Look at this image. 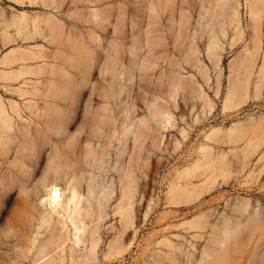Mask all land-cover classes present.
Returning <instances> with one entry per match:
<instances>
[{
    "label": "rangeland",
    "instance_id": "374dc122",
    "mask_svg": "<svg viewBox=\"0 0 264 264\" xmlns=\"http://www.w3.org/2000/svg\"><path fill=\"white\" fill-rule=\"evenodd\" d=\"M50 15L60 46L36 30ZM89 45L92 61L76 55ZM12 52L30 67L55 65V86L73 96L44 98L30 75L7 80L19 69L3 64ZM0 100L16 134L28 131L0 156V264H34L61 226L41 220L36 197L56 145L63 185L83 178L82 191L87 180L105 189V210L88 221L97 259L84 264H264V0H0ZM34 106L58 108L63 122L48 131ZM103 107L113 123L88 146ZM33 138L34 157L23 151ZM88 147L99 164H87ZM15 161L27 177L5 164ZM50 256L80 264L69 247Z\"/></svg>",
    "mask_w": 264,
    "mask_h": 264
},
{
    "label": "bare ground",
    "instance_id": "6f19581e",
    "mask_svg": "<svg viewBox=\"0 0 264 264\" xmlns=\"http://www.w3.org/2000/svg\"><path fill=\"white\" fill-rule=\"evenodd\" d=\"M40 1H42L43 5L48 7L55 5V0ZM232 16H236L235 11H233V14H229L228 17L231 18ZM36 25L37 32L39 33V30H41L44 37L46 36L50 44L55 46L61 45V40L63 39L64 35L63 30L53 16L50 15L46 18H43L41 22H36ZM75 53L80 58L83 57L89 61L94 59V53L90 45L86 48L76 47ZM111 55L112 59L110 61V66L107 68L110 72L116 69V60H113V58H115L114 50L111 52ZM38 58L49 59L50 55L40 54ZM51 58L54 60L61 59L60 54H52ZM28 60L29 59L26 56H18L15 52H12L10 56L4 58L3 64L5 66L18 65L19 67L17 70H13V67L9 69V72L6 73L7 80H16L21 76L30 75L36 77L42 82L44 90L41 91L36 88L35 92L34 90L33 92L39 93L41 91L44 98H49L56 94H60L63 99H67L69 98V95H72V93H70L65 88L60 90L57 88V86H55L56 82L54 81V78L60 73V69H57L55 65H50L46 62L40 66L30 67L27 63ZM44 92H46V95H44ZM34 93L31 94L34 95ZM45 104L50 105L46 100ZM11 111L12 114H15L21 118L20 109L12 107ZM31 111L32 116L43 120L45 123V128L48 131L51 130V122H54L55 120H58L60 123L63 122V119L61 118L62 111L58 110V108L55 110L52 107L47 106L45 107L44 111L40 112L41 110H38L34 106ZM97 116L98 117L94 119L96 122L91 129V136L87 137L86 139L88 146H91V139L93 137L99 138L102 136L100 131L104 125L113 123V117L110 116V110L107 107H103L101 109V114L98 113ZM61 125L62 124H57V126H55L54 134H61ZM15 130V126L12 123V115H10L9 111L0 100V156H6L9 150H15L11 146L13 143H15V140H18L20 138L19 136L21 135H23L25 138V135L28 134V131L26 133L21 132L18 136ZM130 132L131 129H127L121 134L122 139L120 140V143L122 146L124 145L122 142L125 141L126 144L127 137ZM131 134L135 135V141H137L140 136V132H132ZM29 141V147H24L23 151L30 153V155L34 157L37 152L39 142H37L34 138L30 139ZM18 153L20 152L18 151ZM25 156L29 159L27 155ZM60 158L61 154L59 152V148L56 145L55 153L52 156L51 162H49L45 177L37 184L36 188L39 186L41 191L36 193V197L40 203L41 211H39V214L41 216V220H61V226L57 230L55 229L52 238L41 246L34 264H54V256L50 255L55 252V255L60 256L61 253H64L67 247H69L72 261L78 262L80 264L91 263L97 259L99 239L97 237L96 229L90 228L88 221L94 216H100L103 210H105V199L103 196L105 189L101 186L93 185L92 180H87L85 182L87 188L82 191L83 178L75 179L71 183L63 185L62 181L65 179V172L62 170L67 168V166H64L60 162ZM85 159L88 165L93 166L95 164H99V161H96V153L93 152L89 147L86 149ZM5 164H9L13 167H21L20 170L23 173V176L27 177L30 173L29 169H24V165L20 166L17 161L14 163L5 162ZM128 177L129 171L127 169L123 170L121 181L126 183ZM128 181H130L129 178ZM80 247L82 248L81 251L78 250ZM77 250L79 252H77ZM204 254L207 255V257L214 255L211 250H204L203 255ZM204 258L202 257V261ZM44 259L45 261H43ZM190 264H194V262H190Z\"/></svg>",
    "mask_w": 264,
    "mask_h": 264
}]
</instances>
